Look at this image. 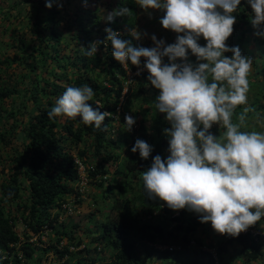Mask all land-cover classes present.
Returning a JSON list of instances; mask_svg holds the SVG:
<instances>
[{"label": "trees", "instance_id": "16d2710c", "mask_svg": "<svg viewBox=\"0 0 264 264\" xmlns=\"http://www.w3.org/2000/svg\"><path fill=\"white\" fill-rule=\"evenodd\" d=\"M115 1L116 3H110V12L126 5L132 10L131 13L128 16H115L113 21L106 20L105 23H102L96 15L97 8L87 7V0H78L76 3L75 0H61L60 8L45 7L47 12L43 16L36 12L29 18L31 27L39 36L40 42L37 47L32 49L40 51L41 65H47V61L55 60L61 69L70 66L75 74L65 80L66 84L60 82L66 76L64 72L57 77L53 74L54 78L50 82L44 78L46 85L39 86L37 83L30 88L31 97L34 100L39 90L52 96L47 98V108H32V111L35 112L30 113L22 128L24 140L21 151L9 156L5 160V166L1 168L4 176L0 182V264H23L24 260L28 263L29 259L32 260L29 264H33V262L36 264L33 258L42 252V248L33 245L28 239L45 224L52 227L56 235L54 242H58L62 237L70 239L76 245L83 241L80 237L74 236L80 224L71 223L67 227L69 231L61 228L55 229L57 214L51 216L50 209H62V206L66 204L65 197L68 194H79L81 187L78 186L80 181L78 164L74 160L75 157L66 150L65 142H67V147L69 144L77 146L86 142V135L93 138L90 145L92 152L87 153L84 146L76 152V156L84 165L88 183L103 188L107 183L108 175L111 174L109 183L101 195L105 200L111 199L110 192L117 188L120 197L117 196L112 204L107 206V210L105 209L107 215L99 223V233L97 236H93L92 240L103 243L101 248H98L97 245L93 248L96 252L106 251V249L110 251L111 249L112 262L108 264H146L136 255L134 249L136 242L143 245L141 240L146 243L144 246L149 253L152 252L151 250L158 251L161 264H176L173 260L180 257H185L187 264H215L216 260L220 264H234V260L239 256L246 257L244 264H250V261L260 259L262 252L259 242L261 241L258 242L252 238L250 233H240L237 237L228 236L223 241L218 240L214 246L215 252L202 250L199 248L202 242L193 240L197 227L203 224L198 215H192L187 208L172 210L159 198H148L144 189L131 194L135 190L134 184L131 183L135 178L140 180L143 171L151 166L152 157L160 155L162 159H166L163 153L164 147L168 148L169 138L157 140L146 160L132 158L129 161L120 162L118 160L120 153L115 150H120L122 145L107 135L111 128V122L114 120V114L117 112L116 108L121 101L127 69L136 70L137 67L130 61L125 67L114 59L111 43L106 39L107 33L104 31L103 24L113 31L119 32L121 38L130 40L133 47H142L140 41L131 35L137 22L135 0ZM69 9L70 11H68ZM251 12L252 9L248 2L241 0L237 10L232 13L236 17L233 26L242 28L246 22L251 23V18L254 15ZM58 21H62L63 28L70 34L72 47L69 52L72 54H60ZM92 42H98V51L95 56L87 57L84 55V51ZM42 43L48 47L47 51L42 50ZM228 53V57H231L232 53ZM145 59L141 57V62ZM49 74H52V71H49ZM100 82L104 84L101 85ZM47 85L50 87L49 90L46 89ZM84 85H89L95 93L93 100L88 103L93 108H97L95 101H99L102 105L99 111L111 113L104 120L106 130L104 126L97 129L94 125H85L79 117L76 119L66 116H58L53 119L48 117V112L67 87H83ZM262 86L264 87V83L261 85V90H263ZM14 94H19V91L0 86V122L2 112L5 110L4 100ZM151 98L154 100L152 94ZM143 100L147 101L148 97ZM153 100L149 101L150 106L145 116H150L151 131L159 139L162 134L159 127L167 128L170 127V124L165 119L166 114L155 109ZM261 108L262 106L258 105L250 112L253 113ZM10 115H14V113L10 112ZM233 118L236 119V116L234 115ZM140 119L141 130L146 131V126L141 123L144 118ZM215 130L209 131L216 136L223 132V129ZM8 133L9 131H0V142H7ZM141 139L149 144L151 140H155L153 136H149V139L147 136ZM91 156L94 159L97 158L94 164L87 160ZM123 192H127L130 196H124ZM147 206L150 207L147 208ZM153 207L160 209L163 218L166 219L165 223L153 224L143 219L152 213ZM99 211H101L100 208ZM18 223L22 226L19 227V230L17 229ZM255 225L257 226V222ZM79 230L83 231V227ZM52 242L53 240H50L49 245L55 247ZM234 242L241 245V248L235 251V255L228 256V249ZM154 245H168L171 248L157 249L153 247ZM83 249H85V253L89 252L87 247ZM43 250L46 249L43 248ZM3 252L7 253L4 258ZM57 253L62 257L64 254H69V251L65 247L62 250H57ZM204 257H206L205 262L202 260ZM72 258L73 254L70 253L68 260ZM165 258L173 260L166 262ZM98 259H100L98 253L87 257L83 255L76 259V264H97Z\"/></svg>", "mask_w": 264, "mask_h": 264}, {"label": "clouds", "instance_id": "9594fccd", "mask_svg": "<svg viewBox=\"0 0 264 264\" xmlns=\"http://www.w3.org/2000/svg\"><path fill=\"white\" fill-rule=\"evenodd\" d=\"M53 2L45 0V6L50 8ZM240 2L136 0V4L144 10H163L160 24L164 29L183 33L176 36L175 43L166 46L163 39L157 40L152 35L154 47H133L131 41L121 38L119 32L109 27L104 29L116 61L125 67L130 61L137 67L131 71H137L144 64L143 68L149 73L148 81L159 90L155 109L166 114L165 119L171 124L170 128L163 129L169 137V155L166 159L160 155L153 156L151 166L142 173L145 194L150 199L159 198L172 210L187 208L198 213L201 223L211 222L215 232L232 237L244 233L264 217V132L242 130L246 126V115L250 108L245 107L241 113H235L238 106L248 103V76L253 61L242 55L238 47L226 44L236 22L232 13ZM247 2L254 13L252 26L259 29L255 34L264 37V27H261L264 25V0ZM131 11L125 5L108 13L105 19L111 22L115 16H128ZM131 35L135 39L141 38L138 31ZM201 36L206 41L204 46L198 43ZM97 44L92 42L84 55L95 56ZM188 50L197 61L202 62L195 67L190 63H176L177 58L187 59ZM226 52L227 55H224ZM228 52L232 53L231 57H228ZM141 57L146 58L145 61L141 62ZM163 57H167L169 62L164 63ZM94 95L89 85L67 87L48 112L49 119L58 116L70 119L79 117L85 125H94L97 129L104 126L106 130L104 120L111 113L99 111L102 105L98 103L97 108L88 103ZM118 109L119 105L114 117L119 113ZM135 122L133 116L125 114L126 131H131ZM214 124L223 129L218 136L209 131ZM152 150V145L142 139H136L131 148L133 153L138 151L140 158L145 160ZM74 160L80 176L85 174L81 161ZM89 184L86 182L79 194H68L62 209H50L51 216L57 214L55 229H60L56 226L59 223L61 229L69 231L65 220L75 213ZM71 199L74 200L73 204ZM54 237L56 235L48 224L30 236L28 241L42 248V252L33 258L36 264L48 257L61 261L60 264H69L70 253L74 254L85 247L79 248L82 242L76 245L66 237L54 242ZM50 240H53L55 247L49 245ZM65 247L69 254L58 256L57 250ZM164 248L171 247L165 245ZM3 255L4 258L7 253L3 252ZM23 264H26L25 260Z\"/></svg>", "mask_w": 264, "mask_h": 264}, {"label": "rangeland", "instance_id": "374dc122", "mask_svg": "<svg viewBox=\"0 0 264 264\" xmlns=\"http://www.w3.org/2000/svg\"><path fill=\"white\" fill-rule=\"evenodd\" d=\"M78 0H75V3ZM247 1V0H243ZM61 0H54L52 7L60 8L59 3ZM110 3H116L115 0H87V7H95L96 15L100 18L102 23H105V17L110 12ZM136 3V0H135ZM45 0H0V86H6V88H13L19 91V94H14L7 97L4 100L5 110L2 112V119L0 122V131H9L7 134V142H0V182L3 180L4 174L1 172L2 166H5V160L14 153L21 151L23 145V133L22 128L25 126L27 118L32 111L33 107L47 108V98L52 95L45 94L44 91L39 90L37 92L36 99L31 97L30 88L35 86L37 83L39 86L46 85L44 78L49 82L53 80V74L55 76H61L64 72L66 76L61 79L60 82L65 83L66 79L71 78L75 73L72 72L70 66L61 69L57 66L56 61H47V65H41L40 58L41 53L39 50L33 51L32 48L37 47L40 42L39 36L31 27L29 23V18L36 12L43 16L47 9L44 6ZM137 9V22L136 26L133 29L141 33V38L138 39L141 42L142 47L151 48L155 44L151 40V36L155 35L157 40L163 39L165 46L167 44L175 43L177 35H183V33L177 34L170 29H164L160 24V19L163 17L164 12L160 9H147L144 10L136 4ZM44 10V11H43ZM70 11V9L68 10ZM252 13V12H251ZM250 13V14H251ZM57 17V16H56ZM58 19V17H57ZM107 25L103 24V28H106ZM261 27H264L262 25ZM57 28L60 31V39L58 42V48L60 54L70 53L69 50L72 47L70 41V34L67 30L63 28L62 21H58ZM234 30L231 36L227 39L226 44L229 47L236 46L239 48L242 55L248 56L252 59V69L248 76L249 80V91H248V103L247 105H240L236 108L235 113L239 114L243 111L245 107L250 109H255L256 106H262L261 109L255 110L253 113L250 111L246 115V126L242 128L244 131H258L264 132V87L261 90V85L264 83V37L256 35L255 33L259 31L252 26V23L246 22L245 25L240 27H234ZM96 41V40H95ZM198 43L201 46L206 44V41L201 36L198 39ZM48 47H45L42 43V50L47 51ZM72 54V53H70ZM227 55V52L224 53ZM232 56V54H231ZM163 62L168 63V58L163 57ZM176 63H190L194 67L197 63L202 61H197L195 55L188 50V56L186 60H181L177 58ZM32 65L34 67H30ZM144 65V64H143ZM143 65L140 66V69L137 71L127 70V77L123 81L124 89L122 91V96L119 103V113L114 117V120L111 122V128L107 133L111 139L119 141L121 143V149L115 150L120 153L118 160L120 162L129 161L130 159L139 160V152L133 153L131 148L135 143L136 139H141L142 137L153 136L155 140H151L150 145H154L157 140L162 138H169L163 132L162 126L160 130L162 134L159 139L156 138L155 133L151 131V119L150 116L146 117V111L149 108V101H152L151 94L156 96L159 94V90L151 85L147 77L149 73L147 69L143 68ZM259 70V71H258ZM49 71H52V74H49ZM139 71V75L137 72ZM100 84H104L100 82ZM49 86H46V89L49 90ZM148 100L144 102L143 98ZM94 98V97H93ZM99 104V101H95V104ZM10 112H13L14 115H10ZM125 114L131 115L135 118V124L132 127L131 131L125 130L124 116ZM144 118V121L141 123L143 126H146L145 130L140 128V118ZM234 119V118H233ZM235 121V119H234ZM169 124L170 122L167 121ZM171 127V124H170ZM167 127V128H170ZM219 130L218 125H213L212 131ZM222 129V128H221ZM220 129V130H221ZM219 130V131H220ZM144 131V133H143ZM93 138L90 135H86V142L80 143L77 146L69 144L67 147V142H65L66 150L72 154L76 159V152L85 146L87 153H91V143ZM164 157L167 158L169 155L168 148L164 147ZM74 158V159H75ZM79 160V159H78ZM88 162L94 164L97 161V158L94 159L92 156L87 159ZM114 166L112 165V169ZM111 174L108 175L107 183ZM122 181V180H121ZM139 181V182H138ZM136 182V183H134ZM135 190L131 194L136 193V191L143 190V181L142 176L140 180L137 178L134 179ZM105 185V187H106ZM105 187L100 188L93 184H89L87 191L84 193V197L81 198L77 209L72 216L65 220L67 227L71 223L80 224L76 236L80 237L82 241L79 248L85 246L89 249L88 253H85V249L79 250L73 254V258L69 264H76V259L84 255L92 256L93 254H99L100 259L97 260V264H108L112 262L111 257L112 253L106 249V251H94L93 248L97 245L98 248L103 246L98 240H93V236H97L99 233L98 225L104 220L107 215V206H110L113 200L118 196L117 188H114L111 192V199L105 200L102 197V192L105 191ZM124 196H130L127 192H123ZM120 198V197H119ZM138 203V200H136ZM150 206H147L149 208ZM99 208L101 211H99ZM192 214L199 215L193 211H190ZM114 214V212H113ZM143 219L152 222L153 224L161 222L162 224L166 222V219L163 218V214L160 209L157 207L152 208V213L143 217ZM56 226L61 228L59 223H56ZM20 224H18L17 229L19 230ZM83 227V231L79 230ZM85 229V230H84ZM93 231V233L91 232ZM229 235H221L213 230L211 227V222H205L202 225H199L194 233L193 240L195 242L201 241L202 245L199 247L202 250H209L215 252L216 248L214 247L218 240L223 241ZM197 239H195V238ZM263 240V235L260 236ZM141 243L136 242L134 245L135 253L139 256L142 261L146 264H161L159 260L158 251H153L149 253L144 246L146 243L141 240ZM236 243V242H234ZM232 243L228 249V256L230 253H235ZM197 246V245H195ZM213 246V247H212ZM153 247L164 248V246L154 245ZM167 247V246H166ZM148 253V254H147ZM227 256V257H228ZM166 262L173 260L172 258H165ZM205 262L206 257L202 258ZM29 261V260H28ZM176 264H187L185 257H180L174 259ZM29 263V262H28ZM26 263V264H28ZM113 264V263H112ZM199 264V263H198ZM202 264V263H201ZM237 264V263H236Z\"/></svg>", "mask_w": 264, "mask_h": 264}, {"label": "built area", "instance_id": "2783aa9c", "mask_svg": "<svg viewBox=\"0 0 264 264\" xmlns=\"http://www.w3.org/2000/svg\"><path fill=\"white\" fill-rule=\"evenodd\" d=\"M86 182H88V180H87V177H86V175L85 174H81V176H80V181H79V185L78 186H80L81 188L83 187V186H85V184H86ZM74 200L73 199H71V203L73 204L74 202H73ZM68 209H70L69 207H68ZM47 231V230H46ZM46 231H44L45 233H46ZM245 232H248V233H250V235L253 237V238H255V239H257L258 237H260V236H262L263 234H262V231H260L259 229H258V227L254 224V225H252V226H250L246 231H244V233ZM42 238H43V236H42ZM61 263V261H59V260H55V259H53V258H51V257H48V258H44V259H42L41 260V262H40V264H60ZM215 264H219L217 261H215Z\"/></svg>", "mask_w": 264, "mask_h": 264}, {"label": "crops", "instance_id": "0c3cea01", "mask_svg": "<svg viewBox=\"0 0 264 264\" xmlns=\"http://www.w3.org/2000/svg\"><path fill=\"white\" fill-rule=\"evenodd\" d=\"M257 227H259L260 231H262V234L264 236V218L262 217L260 221L257 222ZM261 241V242H259ZM258 242L260 243V250L262 252V255L260 257V259H256V260H252L250 261V264H264V237L263 240L260 238V240H258ZM241 248V245H239L238 243H234L233 244V249L234 251H237L238 249ZM231 255H235L234 253H230ZM246 260L245 256H239L238 258H236L234 261V264H244V261Z\"/></svg>", "mask_w": 264, "mask_h": 264}]
</instances>
